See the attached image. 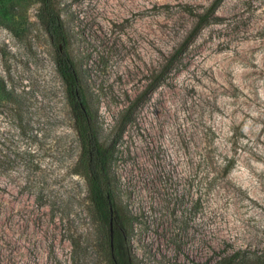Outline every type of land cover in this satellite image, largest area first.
Segmentation results:
<instances>
[{
    "label": "rangeland",
    "instance_id": "374dc122",
    "mask_svg": "<svg viewBox=\"0 0 264 264\" xmlns=\"http://www.w3.org/2000/svg\"><path fill=\"white\" fill-rule=\"evenodd\" d=\"M50 1L59 50L40 0H0V264H109L59 51L110 152L118 253L264 262V0H220L204 25L213 0Z\"/></svg>",
    "mask_w": 264,
    "mask_h": 264
},
{
    "label": "trees",
    "instance_id": "16d2710c",
    "mask_svg": "<svg viewBox=\"0 0 264 264\" xmlns=\"http://www.w3.org/2000/svg\"><path fill=\"white\" fill-rule=\"evenodd\" d=\"M219 1L220 0H213L200 12H193L197 25H204L208 23L210 18L216 17L214 15V10ZM38 17L42 23L49 42L53 46H56V49L59 50V45L62 44L64 37L58 14L54 10L50 0H40ZM186 40L187 39L181 41L177 45L175 50L176 58L185 47ZM54 64L59 77L65 85L67 100L75 117L76 129L81 145L78 166L86 180L88 198L100 220L106 224L107 229L109 205H111L112 208L113 259L110 256L107 240L109 264H130L127 256L125 254L118 253L115 245V234H119L120 236V230L113 211L111 191L109 189L107 169L110 158L109 149L102 147L94 136L90 123V114L87 109L86 98L79 87L78 74L75 69L73 59L67 54V52L59 51L55 55ZM224 166L225 170L230 167L227 163ZM233 262L234 259L228 257V261L225 264H233ZM258 264H264V262H260Z\"/></svg>",
    "mask_w": 264,
    "mask_h": 264
},
{
    "label": "water",
    "instance_id": "95a60500",
    "mask_svg": "<svg viewBox=\"0 0 264 264\" xmlns=\"http://www.w3.org/2000/svg\"><path fill=\"white\" fill-rule=\"evenodd\" d=\"M109 217H108V245L110 250V256L113 259V247H112V208L109 205Z\"/></svg>",
    "mask_w": 264,
    "mask_h": 264
}]
</instances>
